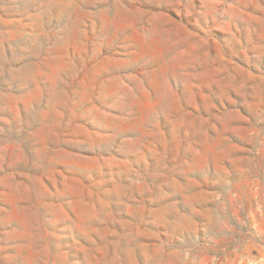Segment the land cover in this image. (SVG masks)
Listing matches in <instances>:
<instances>
[{
	"label": "rangeland",
	"instance_id": "374dc122",
	"mask_svg": "<svg viewBox=\"0 0 264 264\" xmlns=\"http://www.w3.org/2000/svg\"><path fill=\"white\" fill-rule=\"evenodd\" d=\"M0 264H264V0H0Z\"/></svg>",
	"mask_w": 264,
	"mask_h": 264
}]
</instances>
